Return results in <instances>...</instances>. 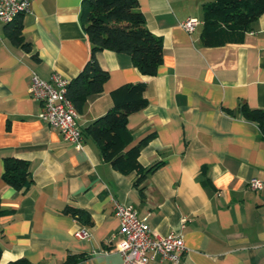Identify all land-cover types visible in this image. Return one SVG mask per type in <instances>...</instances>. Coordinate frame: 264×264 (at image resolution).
I'll return each instance as SVG.
<instances>
[{"label":"crops","instance_id":"obj_1","mask_svg":"<svg viewBox=\"0 0 264 264\" xmlns=\"http://www.w3.org/2000/svg\"><path fill=\"white\" fill-rule=\"evenodd\" d=\"M83 0H31L22 16L27 50L0 23V264L23 257L34 264H124L115 250L121 239L115 201L147 217L160 235L180 233L186 251L179 262L156 257L149 264H264V137L241 106L264 109V13L241 42L205 44L204 4L211 0H138L148 28L163 39L157 74L145 76L127 53L102 50L109 78L91 95L77 124L84 130L113 104L112 91L146 83L147 105L128 119L137 144L152 135L139 155L148 172L119 171L84 135L76 149L39 117L40 100L30 91L33 73L71 80L90 56L81 23ZM200 23L193 32L181 23ZM30 163L34 179L22 194L4 179V158ZM89 212L79 221L65 208ZM184 224V226H183ZM86 228L89 238L75 233ZM102 250H109L103 253Z\"/></svg>","mask_w":264,"mask_h":264},{"label":"trees","instance_id":"obj_2","mask_svg":"<svg viewBox=\"0 0 264 264\" xmlns=\"http://www.w3.org/2000/svg\"><path fill=\"white\" fill-rule=\"evenodd\" d=\"M264 13V0H211L204 4V25L201 37L205 44L220 45L241 42L251 30L252 23ZM23 15L6 24L10 39L30 49V43L23 35ZM81 23L90 43V56L79 73L70 80L67 96L76 110L82 113L88 98L103 90L109 78L97 59L102 50H112L130 55L134 66L145 76H154L163 61V39L147 26L146 17L138 0H83L80 14ZM146 83L128 82L112 91L113 104L101 116L94 119L82 130L98 144L103 158L123 172H137L135 185H140L148 172L158 164L143 167L139 155L152 135L131 145L134 136L128 127L132 113L143 109L147 103ZM245 118L257 123L264 137V109L241 106ZM5 181L18 192L25 194L34 179L28 160L15 156L4 158ZM2 209L0 207V213ZM65 212L79 221L91 223L88 211L68 205ZM2 249L0 248V257ZM74 256L64 264H73ZM10 264H34L20 257ZM44 264V263H38Z\"/></svg>","mask_w":264,"mask_h":264},{"label":"built area","instance_id":"obj_3","mask_svg":"<svg viewBox=\"0 0 264 264\" xmlns=\"http://www.w3.org/2000/svg\"><path fill=\"white\" fill-rule=\"evenodd\" d=\"M30 10L31 0H0V23L7 24ZM199 23L200 21L193 17L184 20L181 25L188 32H193ZM69 83V79L58 73L50 80L33 73L29 91L42 103L39 117L57 128L66 141L81 150L84 146V135L77 124L78 111L67 96ZM250 186L259 190L263 188L264 182L253 178ZM113 211L119 218L121 235L115 250L121 254L124 264H149L156 257L180 261L186 251L185 240L180 233L176 231L165 235L156 233L149 225L147 217H139L136 209L119 201H115ZM75 235L85 239L89 238L91 233L88 229L82 228L76 231Z\"/></svg>","mask_w":264,"mask_h":264}]
</instances>
